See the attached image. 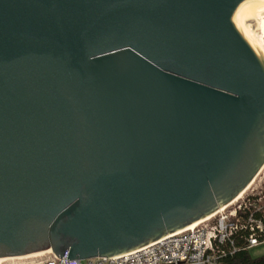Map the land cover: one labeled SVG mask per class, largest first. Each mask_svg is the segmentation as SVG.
Segmentation results:
<instances>
[{
  "label": "water",
  "instance_id": "water-1",
  "mask_svg": "<svg viewBox=\"0 0 264 264\" xmlns=\"http://www.w3.org/2000/svg\"><path fill=\"white\" fill-rule=\"evenodd\" d=\"M246 0H0V260L127 254L264 168Z\"/></svg>",
  "mask_w": 264,
  "mask_h": 264
},
{
  "label": "built area",
  "instance_id": "built-area-1",
  "mask_svg": "<svg viewBox=\"0 0 264 264\" xmlns=\"http://www.w3.org/2000/svg\"><path fill=\"white\" fill-rule=\"evenodd\" d=\"M246 194L194 226L120 256L79 261L51 254L41 260L2 259L0 264H221L227 253L237 251L238 234L247 250L264 245V196Z\"/></svg>",
  "mask_w": 264,
  "mask_h": 264
},
{
  "label": "bare ground",
  "instance_id": "bare-ground-1",
  "mask_svg": "<svg viewBox=\"0 0 264 264\" xmlns=\"http://www.w3.org/2000/svg\"><path fill=\"white\" fill-rule=\"evenodd\" d=\"M236 19H237V22L239 24V27L244 37L255 45L259 53H263L264 55V52L262 51V49L260 48L257 42L255 32L251 30V27H250L251 25H254V23L256 22V23H259L264 29V0H246L239 8ZM251 185L243 194H241L234 201V203H236L237 201L243 198V196L251 188ZM51 254H52V251L48 250V251L41 252L38 254L23 257L20 259H34V258L43 257L45 255H51ZM0 262H2V260H0Z\"/></svg>",
  "mask_w": 264,
  "mask_h": 264
},
{
  "label": "rangeland",
  "instance_id": "rangeland-1",
  "mask_svg": "<svg viewBox=\"0 0 264 264\" xmlns=\"http://www.w3.org/2000/svg\"><path fill=\"white\" fill-rule=\"evenodd\" d=\"M250 27H251V30H253L255 32L257 42H258L260 48L262 49V51L264 52V29H263V27L259 23H256V22L254 23V25H251ZM251 193L255 194V195H259L260 197H261L260 194H262V196H264V168L261 170L260 174L254 180V182L251 185L250 191L246 195H250ZM262 199L264 200L263 197H262ZM250 254L254 258L264 256V245L252 249L250 251ZM47 257H48V255H45L43 257L34 258V259L41 260V259H45Z\"/></svg>",
  "mask_w": 264,
  "mask_h": 264
},
{
  "label": "trees",
  "instance_id": "trees-1",
  "mask_svg": "<svg viewBox=\"0 0 264 264\" xmlns=\"http://www.w3.org/2000/svg\"><path fill=\"white\" fill-rule=\"evenodd\" d=\"M242 233V232H239ZM237 251L234 254L227 253L221 259V264H264V256L254 258L251 256L250 251L245 249L244 241L241 234L235 236Z\"/></svg>",
  "mask_w": 264,
  "mask_h": 264
}]
</instances>
